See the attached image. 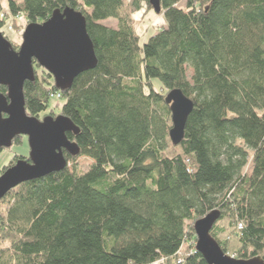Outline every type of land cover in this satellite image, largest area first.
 <instances>
[{
  "label": "trees",
  "instance_id": "16d2710c",
  "mask_svg": "<svg viewBox=\"0 0 264 264\" xmlns=\"http://www.w3.org/2000/svg\"><path fill=\"white\" fill-rule=\"evenodd\" d=\"M5 1L0 31L10 18L25 29L58 10L81 13L97 62L62 92L33 62L25 113L40 120L59 95L58 114L43 118L66 117L78 153L1 199L0 264H206L193 226L212 211L220 250L264 263V0H158L164 27L144 43L133 14L146 6L156 16L148 0ZM172 90L193 102L178 146L164 101Z\"/></svg>",
  "mask_w": 264,
  "mask_h": 264
},
{
  "label": "water",
  "instance_id": "95a60500",
  "mask_svg": "<svg viewBox=\"0 0 264 264\" xmlns=\"http://www.w3.org/2000/svg\"><path fill=\"white\" fill-rule=\"evenodd\" d=\"M148 3L155 14L160 13L158 0H148ZM21 42L15 52L0 32V86L7 88V98L0 96V149H10L15 137H26L30 154L0 175V201L23 182L62 171L66 165L64 151L71 155L78 153L76 145L66 138V133L75 135L78 129L66 117L46 116L38 120L25 113L23 88L24 83L34 79L33 62L51 74L61 92L69 89L77 76L92 70L97 62L85 18L71 8L55 11L42 24H28ZM164 101L171 112L169 139L172 145L178 146L193 111V102L179 90L170 91ZM218 220L219 212L212 211L193 226L197 240L195 251L206 264H264L258 258L237 260L220 250L210 235Z\"/></svg>",
  "mask_w": 264,
  "mask_h": 264
},
{
  "label": "rangeland",
  "instance_id": "374dc122",
  "mask_svg": "<svg viewBox=\"0 0 264 264\" xmlns=\"http://www.w3.org/2000/svg\"><path fill=\"white\" fill-rule=\"evenodd\" d=\"M1 1V6L2 8H6V1L5 0H0ZM146 6L141 9L139 11V13H134L133 14V23L134 26L136 28V32L137 34L141 37V43H144V41H146V38L151 35L153 33L154 30H157V28H161L164 27L163 25V20L162 17L158 14H156V16H154L151 12L146 13ZM13 19H8V23L7 26H11V30L10 29H6L3 30L2 32H4L6 34V37L9 38L11 41L16 42L18 45H21V38H22V34L24 32V26L26 25L25 20H23L22 18L17 19V26H19V28H16L13 26L14 21H12ZM105 26L110 27V28H115L116 23L115 22H111V21H103L102 22ZM190 71H188L187 76H190ZM153 88L154 90H158L159 89V82L157 80L153 81ZM63 99L59 100L57 97L53 96L51 97V99L49 100L48 103V110L41 114V118L40 120L43 118V115H48L50 110H54L55 114H58L59 110L62 107L63 104ZM59 107H57V106ZM175 150L171 149V146L169 145V147L166 149L165 154L168 156H173L174 155ZM30 154V150H29V143H28V139L26 137H21L19 140L18 144H13L10 149H3L2 152H0V170L3 167H7L11 164V161L17 157V158H28ZM91 161L89 159H80L77 162V167L79 168V170L81 171H87V167L90 165ZM249 168L246 167L244 169V172H248ZM196 239V238H195ZM2 246H6L5 243H1ZM231 257V256H230Z\"/></svg>",
  "mask_w": 264,
  "mask_h": 264
},
{
  "label": "built area",
  "instance_id": "2783aa9c",
  "mask_svg": "<svg viewBox=\"0 0 264 264\" xmlns=\"http://www.w3.org/2000/svg\"><path fill=\"white\" fill-rule=\"evenodd\" d=\"M5 28H6V29H10V30L12 29L11 26H7V23H6L5 27H4L0 32H2L3 30H5ZM2 34H3L4 36H6V34H5L4 32H2ZM57 98H60V96L57 95ZM232 257H233V256H232Z\"/></svg>",
  "mask_w": 264,
  "mask_h": 264
}]
</instances>
